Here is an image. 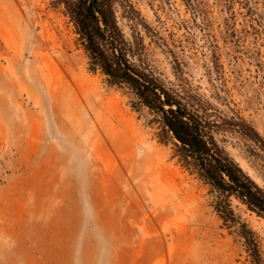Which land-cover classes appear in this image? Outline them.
Instances as JSON below:
<instances>
[{
	"label": "rangeland",
	"instance_id": "374dc122",
	"mask_svg": "<svg viewBox=\"0 0 264 264\" xmlns=\"http://www.w3.org/2000/svg\"><path fill=\"white\" fill-rule=\"evenodd\" d=\"M82 1L0 0V264H251L241 225L220 217L154 117L91 65L72 19ZM99 1L135 60L168 86L185 79L264 141V0ZM121 116L135 150L106 120L121 127ZM225 130L222 145L264 189L258 143ZM141 155L155 170L138 167ZM232 208L264 261V220Z\"/></svg>",
	"mask_w": 264,
	"mask_h": 264
},
{
	"label": "trees",
	"instance_id": "16d2710c",
	"mask_svg": "<svg viewBox=\"0 0 264 264\" xmlns=\"http://www.w3.org/2000/svg\"><path fill=\"white\" fill-rule=\"evenodd\" d=\"M72 19L91 65L99 68L110 84L126 88L136 101L135 108H144L154 117L182 166L210 188L220 217L241 225L239 235L251 264H264L255 234L239 222L232 208L234 199L264 220V189L244 172L219 139L227 123L232 133L258 143L264 153V141L257 131L240 117L230 122L220 117L207 100L191 93L185 79L168 86L141 57L135 60L124 45L113 11L99 0H83L73 10Z\"/></svg>",
	"mask_w": 264,
	"mask_h": 264
},
{
	"label": "bare ground",
	"instance_id": "6f19581e",
	"mask_svg": "<svg viewBox=\"0 0 264 264\" xmlns=\"http://www.w3.org/2000/svg\"><path fill=\"white\" fill-rule=\"evenodd\" d=\"M108 102H109L108 100L104 101V98L100 97V99H99V105L102 108ZM106 120L109 121V125L111 126V129L113 130V136L117 140L118 144H120V146L122 148H125L128 151H130L131 149L135 150V146H136L135 144L139 140V136L134 134L131 131V126L129 124V121L124 116H121L119 119V122H118L121 125V127H119L118 124L111 123V121L108 120L107 118H106ZM133 153H134L133 155H135V156L137 155L135 151ZM144 158H146V157L142 156V155L140 157L136 158V163H137L138 167H140V168L145 167L146 169L152 168V170H155V165L153 164L152 158H151L152 161L146 160ZM156 166H157V164H156Z\"/></svg>",
	"mask_w": 264,
	"mask_h": 264
}]
</instances>
